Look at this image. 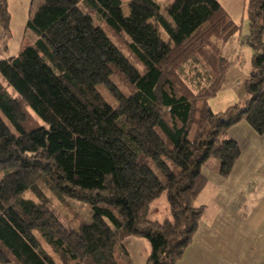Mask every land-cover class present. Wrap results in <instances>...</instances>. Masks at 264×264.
Segmentation results:
<instances>
[{
    "label": "trees",
    "instance_id": "16d2710c",
    "mask_svg": "<svg viewBox=\"0 0 264 264\" xmlns=\"http://www.w3.org/2000/svg\"><path fill=\"white\" fill-rule=\"evenodd\" d=\"M123 6L43 0L26 24L37 39L0 59V264H121L118 253L132 264V236L149 243L147 264H180L205 210L194 204L203 168L232 173L241 147L228 131L240 121L264 134V0L246 9L256 50L248 96L217 113L209 99L230 66L222 46L242 26L218 0ZM11 18L0 0L4 37ZM106 28L127 38V54ZM191 61L207 76L198 91L182 77ZM44 187L87 204L90 220L63 222ZM162 194L170 217L154 220Z\"/></svg>",
    "mask_w": 264,
    "mask_h": 264
},
{
    "label": "crops",
    "instance_id": "0c3cea01",
    "mask_svg": "<svg viewBox=\"0 0 264 264\" xmlns=\"http://www.w3.org/2000/svg\"><path fill=\"white\" fill-rule=\"evenodd\" d=\"M218 1L231 18L242 26L246 38L250 33L246 13L248 0ZM3 33L0 23V53L7 47L6 44L3 47L7 38ZM242 42V35L237 33L222 46L223 55L230 63L226 78L234 71L235 75L233 81L226 80L224 90L209 99V105L216 113L236 104L239 98L237 93L243 88V98L247 96L245 83L253 69L254 50H249L247 46L248 52L243 53ZM228 134L238 141L244 154L243 158L241 156L242 162L236 163V169L228 178L213 174L216 170L208 165L203 168L207 178L206 188L213 181L220 189L219 206L203 205L205 210L198 230L180 264L264 263V206H260L264 199V173L259 169V163L264 159V134H258L244 120L232 126ZM123 244L132 264H147L150 245L144 238L128 237ZM117 257L121 264H125L119 253Z\"/></svg>",
    "mask_w": 264,
    "mask_h": 264
},
{
    "label": "rangeland",
    "instance_id": "374dc122",
    "mask_svg": "<svg viewBox=\"0 0 264 264\" xmlns=\"http://www.w3.org/2000/svg\"><path fill=\"white\" fill-rule=\"evenodd\" d=\"M42 1L43 0H8L9 10H10L11 15H12L11 29H10L11 33L8 35V37L3 42V47L5 46L4 44H6L7 47H4V49L1 51L0 59H4V58H8L11 56L18 55L25 44L32 43L35 41V39H36L35 34L27 29L26 24H27L28 18L30 17L33 9H35ZM129 1L130 0H123V2H124L123 7H124V11L126 13H128V2ZM158 1L165 7L170 0H158ZM162 12L164 14H166L165 9H163ZM95 19H96L97 23L102 24V22L99 21V19L96 16H95ZM107 31H108V34L111 36L112 40L127 54V50H126L127 38L124 35H115L114 33H112L108 29H107ZM238 33L242 35L243 53H246V52H248L247 46H249V50L253 47L248 42H246V38H245L246 33L245 32L242 33V29H240V31ZM162 37L165 40H168V36L163 31H162ZM251 50H254L253 51L254 54L256 53V50L254 48ZM244 68L246 69V66ZM252 68H253V66H252ZM226 75H227V73H226ZM234 75H235V71L228 74L227 78L225 76L224 83L226 82V80L233 81ZM182 77L185 79L186 83L189 84L195 91L200 90L201 88L205 87V85L207 84V76H206L205 70L202 68L201 65L195 63L194 61L189 62L185 66ZM224 87L226 88L225 84H223V86L221 87L219 92H217L216 95H218L222 90H224ZM121 89L125 92L127 91L126 88L122 85H121ZM100 91L103 93V95L106 97V99L109 102L115 103V102H113V99L105 91L104 88H101ZM237 94L239 97V98H237V101H238L237 103L244 104V102L248 96L247 95L245 98H243V96L245 95V89L243 88L242 91H238ZM211 99H212V97H211ZM209 104H211V103H209ZM228 136H230V135L228 134ZM242 154L243 153L241 150V156H242ZM241 156L237 160V162L239 164H240V162H242L243 156H242V158H241ZM208 166L211 169L217 170V165L214 161H211L208 164ZM259 166H260L259 167L260 171L264 173V159L261 160V162L259 163ZM235 169H236V165L233 168V170H235ZM215 173L218 176H221L223 178H228L232 174L231 173L229 176L225 177V176L221 175L219 173V171H215L213 174H215ZM212 182L213 181H211L210 185L207 188L205 187L203 189V191L198 195L197 199L194 202V204L196 206H201V205L219 206L218 197H219L220 189L218 186H216V184H214ZM43 189H44L45 194L48 198V201L50 203L51 208L55 211L56 214H58V216L60 217V219L63 222L66 223L65 217H67V219L72 218L75 221H76V219H78V217H80L84 220H90L91 211H90L87 204L80 202V201L70 199V198H66L63 200L59 199L57 197V195H55L48 188L44 187ZM25 197L39 201L38 197L32 192H27L25 194ZM168 206L169 205H168L166 195L162 194V196L158 200H156L152 203V207L157 208L158 210L151 216V218L154 220L163 221L164 219L170 217ZM260 206H264V199H262ZM44 246H45V248L48 249V251L50 253H52V250L49 246H47L45 243H44Z\"/></svg>",
    "mask_w": 264,
    "mask_h": 264
}]
</instances>
